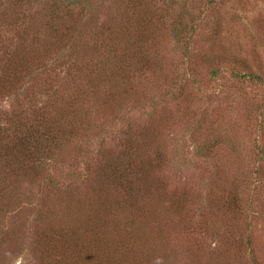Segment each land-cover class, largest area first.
Returning <instances> with one entry per match:
<instances>
[{
  "label": "rangeland",
  "instance_id": "1",
  "mask_svg": "<svg viewBox=\"0 0 264 264\" xmlns=\"http://www.w3.org/2000/svg\"><path fill=\"white\" fill-rule=\"evenodd\" d=\"M17 1L19 3L25 1L28 5L34 6L37 11L44 13L41 1L43 4L46 0ZM207 1L189 0V6L193 10L197 7L199 11L207 4ZM3 23L4 25L0 27V75L7 60L2 49L11 44L12 36V29L7 27L10 25L9 22L5 20ZM163 32H158L151 49L154 56L150 57L153 64L159 62L156 70V73H159V79L148 86L152 92L148 94L145 92L146 97L141 104L142 107L135 106L139 103L138 95L134 93L127 96V100L121 92V83L128 81L126 84L132 86L136 83L137 80L132 75L124 81L123 75L98 74L95 71L90 74L92 70L90 63L85 61L86 71L78 62L74 65L67 56L58 55L52 57L49 62H45L44 70L52 77L51 79L57 80L61 85L64 84L67 89L74 80L80 81L86 90L91 89L93 92L90 93L96 95L93 97L94 101L82 100L73 108L74 113L75 111L83 113L85 120L78 116L76 119L83 121L81 124H85V129H80L77 142L72 143L68 151H63V156L58 162L59 168L56 174L64 186L60 194L57 193L55 196L56 199H60L54 203L55 209H58L60 205L59 215L69 213L65 216L71 220V226L75 231L84 234L83 232L88 228L85 227L86 217L83 215L90 204L89 192L96 186L101 187L102 174L98 172L97 164H100V161L104 162V165L109 162L119 164L132 143L129 142L130 137L126 136L127 127L130 134L134 133L131 135H135L138 141L143 139L146 129L151 132V128H154L151 135H156L155 139L162 137V149L166 159L160 174L149 173L152 201L149 205L141 206L151 207L154 215L160 216L159 222L163 217L165 221L162 224L169 226L160 227V223L150 222L146 224V227L143 223L140 228H143L146 233L144 235L148 238L145 241L148 251L153 253L156 259L161 258L157 264H256L255 261L258 264H264V183L259 184L264 180V0H224L215 4L209 19L201 25L191 45L195 54L215 52L224 54L231 66L234 64V59L240 60L245 71L258 76L260 80L253 83L249 79H244L239 92L232 88L230 94L219 96V92L216 91V96L211 98L196 92L195 86L182 90L186 92L183 97L195 103L201 111L206 112V117L220 121L226 131L238 137V147L242 149L239 153L242 156L239 159H244V165L241 166L245 175L243 179L238 178L241 162L239 160L236 168L232 159L234 153H231L229 149L217 152L211 160H204L195 155L193 144L186 133L188 123V119L185 118V114H188L186 103L174 98L175 94L169 93L175 84L173 80L183 72L181 70L183 57L176 50L174 40L168 36L167 32ZM86 36V34L82 36V42H85ZM77 41L80 39L77 38ZM85 43L83 47L86 48L85 50L77 45L73 48L75 52L69 53L74 56L75 61L79 60L78 55L83 54L85 57L86 53H89L88 47L91 42ZM124 50L122 49L123 52ZM99 51L103 52V49ZM86 60H90L89 56ZM71 63H73L72 66H70ZM33 69L36 71L37 66H33ZM208 72L207 68H200L201 74L206 76ZM33 77L37 78L39 83L33 78H26L24 82L16 81L17 78H10L2 82L4 86L0 87V122L4 116H11L12 110L19 111L18 106L24 101L27 105L23 104L24 107L22 105L21 107L23 110L28 109L27 115H31L32 110L38 111L48 102H52V97L50 98L40 90L41 83L47 76L40 75L38 78L35 74ZM179 80V85L184 87L185 80L181 79V76ZM209 82L207 85L212 87L214 83ZM154 86L155 90H152L151 87ZM141 87L139 86L137 91H140ZM6 91L13 93L10 95ZM174 92L178 93L177 86ZM253 98L254 101H252ZM17 99L21 100L20 103ZM159 99H161V105L154 106L152 100ZM128 101L132 102L128 104ZM67 104L68 101L65 100L60 103V106H68ZM254 105L259 108V111L255 118L252 117L249 120L248 117L252 112L250 110ZM85 112L96 113L97 126L93 127L91 116L89 117L91 122L86 120ZM73 116L70 115L69 119ZM206 127L205 124L203 130ZM79 147L89 153L92 151V154L87 156V160H82L76 154ZM261 150L262 155H260ZM258 157H261V163L257 161ZM95 161L97 162L93 166ZM70 172L80 174L83 182L74 183L71 177L68 180H62V177L68 176ZM157 178L161 183L156 181ZM29 180L26 184L25 180L22 181L25 189L22 187L18 193L9 190L8 182L6 183L8 184L7 193L2 189L6 203L11 198L19 197L26 201L27 211L30 209L32 213L17 219L18 214L13 212L6 216L5 221L0 222V264H41L39 260L41 254L32 233L38 223L37 213L39 211L46 213L48 206L53 208V202L50 201L54 199L50 200L48 192L45 190L41 192L38 189V183ZM68 181L71 185L67 184ZM26 187L31 190V193L26 191ZM218 187H221L218 199L223 204L218 224H216L217 228H214L213 220L209 222V225L208 220L204 224L203 215L208 212L209 201ZM185 196L188 214L185 215L186 222L181 224V228L176 218L180 222L182 215L175 216L172 212L178 206L172 203V199ZM113 197L110 203L119 207L117 202H113L116 201ZM101 198L100 195L96 196L98 203L94 204V207L101 204ZM45 199L48 201L45 202ZM235 199L238 202L234 204L239 206L241 212L238 214L229 207L234 205ZM101 210L108 211L106 206ZM118 211L116 221L122 224L118 227L117 234L110 231L109 239L106 240L111 250L103 251V247L100 246L103 256L113 257L109 259L114 262L113 264H123L122 262L125 261L121 257L130 249V244L125 243L130 237L125 223L129 224L138 215L131 212L124 202H120ZM60 216L58 218L68 221L67 218ZM214 223L217 222L214 221ZM237 226L241 228L242 233L232 236L233 227L237 228ZM158 229L166 234V240H158L156 235ZM205 230L208 231L206 234L203 232ZM248 235L251 242L250 249L246 243ZM157 251L162 254H158ZM63 254L56 258L51 257L47 264H66ZM164 255L168 262L165 261ZM73 260L71 257L69 263Z\"/></svg>",
  "mask_w": 264,
  "mask_h": 264
},
{
  "label": "trees",
  "instance_id": "2",
  "mask_svg": "<svg viewBox=\"0 0 264 264\" xmlns=\"http://www.w3.org/2000/svg\"><path fill=\"white\" fill-rule=\"evenodd\" d=\"M222 1L224 0H208L207 4L197 11V7L195 10L190 8L189 0H46L43 4L41 1L44 9V13H41L25 1L19 3L17 0L14 2L0 0V27L6 20L10 24L7 27L12 29L11 44L2 49L7 60L0 75V87L4 86L3 81L10 78H17L16 81L21 80V82H24L26 78H33L39 83V80L33 76L37 74L39 78L40 75H45L47 77L41 83L40 90L50 98L52 97V102H48L38 111L32 110L31 115H27V108L22 109L21 105L26 104L24 101L18 106L19 111L12 110L11 116H4L0 122V222L5 221L6 216L13 212L18 214L17 219L32 213L30 209L27 211L26 201L19 197L11 198L7 203L4 201L6 197L2 194V189L7 193L8 184L9 190L18 193L22 187L24 188L22 181L25 180L26 184L31 179L38 183V189L41 192L45 190L49 193L50 200L54 199L50 201L53 202V208L48 206L46 213L43 211L37 213L38 223L32 233L41 254L39 258L41 264H47L51 257H59L62 253H64L63 256L65 255L66 264L71 257L74 260L69 264H113L114 262L109 260L113 257L103 256L100 246L103 247V251L111 250L106 240L109 239L108 233L113 231L117 234L118 227L122 224L116 221L120 202H124L131 212L138 213L129 224L125 223L127 232L130 234L125 243L130 244V249L121 257L125 259L123 264H157L161 258L156 259L153 253L148 251L145 244L148 238L140 227L143 223L146 227V224L150 222L160 223V227L169 226L162 224L165 221L163 217L159 222L160 216L154 215L151 207L141 206L149 205L152 201L149 173L160 174L166 159L162 149V137L155 139L156 135H151L154 128H151V132L146 129L143 139L138 141L135 135H131L134 133L130 134L127 127L126 136L130 137L129 142L132 143L119 164L109 162L104 165L101 161L97 164L98 172L102 174L101 187L96 186L89 192L90 204L85 215L82 213L86 217L85 227H88L84 234L75 231L71 226V220L65 216L69 213L59 215L60 205L58 209H55L54 203L60 199H56L55 196L57 193L60 194L64 185L60 183L56 174L59 168L58 162L63 156V151H68L69 146L77 142L80 129H85V124H81L83 121L76 119L83 118V113L79 111L74 113L73 108L82 100L94 101L93 97L96 95L90 93L93 92L91 89L86 90L80 81L74 80L67 89L64 84L61 85L57 80L51 79L52 77L44 68L45 62H49L52 57L67 56L74 65L78 62L84 70H86L85 65L90 63L92 68L90 74L95 71L98 74L123 75L124 81L132 75L137 80L136 83L134 86L126 84L128 81L121 83V92L127 100V96L134 93L138 95L139 103L135 106L140 107L145 101L146 94L152 92L148 86L159 79V73H156L159 62L153 64L150 60V57L154 56L151 49L158 32H167L168 36L174 40L176 50L183 57L181 68L183 72L180 76L186 82L184 87L179 85L180 76H178L179 78L173 80L175 84L169 93L175 94L174 98L186 103L188 113L185 114V118L188 119L186 133L193 144L195 155L204 160H211L217 152L229 149L231 153H234L232 159L236 168L239 160L241 162L238 178H244L241 167L244 165V159H239L242 156L239 155L242 149L238 147V137L226 131L220 121L206 117V112L198 109L195 103L188 101L186 97L184 98L186 92H182L185 88L195 86L196 92L205 94L204 97L216 96V91L219 92V96H226L230 94L232 88L239 92L244 79H249L253 83L260 80L258 76L245 71L240 60L234 59V64L231 66L224 54L215 52L198 53V55L191 48L192 39L200 31L201 25L209 19L214 5ZM84 34L87 35L84 41L91 42L88 47L89 53H86L85 57L83 54L78 55L79 60L75 61L74 56L69 53L73 52V48L77 45L84 47L86 44L82 42ZM77 38L80 41H77ZM99 49H103V52ZM122 49H125L124 52ZM87 56L90 60H86ZM85 61H87L86 64ZM33 66H37L36 71ZM201 67L208 69L206 76L200 73ZM44 72L47 73L44 74ZM207 82L210 84L213 82L214 85L209 87ZM139 86L142 87L140 91H137ZM176 86L177 94L174 92ZM154 88L155 86L151 87L152 90H155ZM12 93L9 92L10 95ZM65 100L68 101V106L61 107L60 103ZM17 101L21 100L17 99ZM131 102L128 101V104ZM152 102L154 106L161 105V99L152 100ZM250 111L252 112L248 117L249 120L256 117L259 108L254 105ZM85 113L86 120H89L91 116L93 127L97 126L96 113ZM70 115L73 116L71 119H69ZM205 124L207 127L203 130ZM81 147L76 150V154L82 160H87V156L92 154V151L86 152ZM257 161L261 163V157H258ZM70 177L74 183L83 182V177L77 172H70L68 176L62 177V180H68ZM88 180L91 181V179ZM156 181L161 183L158 178ZM261 183H264V180L259 184ZM67 184L71 185L69 181ZM220 190L221 187L215 189L213 198L208 204V212L203 215L204 224L208 220L209 225V222L213 220L214 228H217L216 224H218L223 204L218 199ZM26 191L31 193L27 187ZM98 194L102 196L101 204L94 207V204L98 203L95 199L99 196ZM112 197L116 198L113 202H117L119 207L110 203ZM235 202L238 201L235 199L233 204ZM172 203L178 205L172 212L175 216L182 215V219L179 218L180 222L176 218V222L182 228L181 224L186 222L185 215L188 214L186 196L173 198ZM104 206L108 211L101 210ZM229 207L237 214L241 213L237 204L229 205ZM59 216L67 218L68 221L58 218ZM248 217L250 218L249 213ZM207 230L203 232L206 234ZM233 232L232 236H237L242 233V230L237 226V228L233 227ZM156 235L159 241L166 240V234L162 230L158 229ZM246 243L250 249L249 235L246 237ZM118 244L121 245V243ZM157 253L162 254L160 251ZM164 259L168 262L165 255ZM255 262L258 264L257 261Z\"/></svg>",
  "mask_w": 264,
  "mask_h": 264
}]
</instances>
